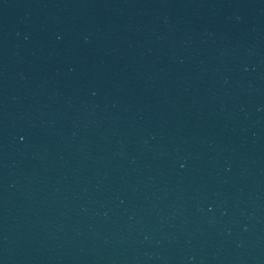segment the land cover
<instances>
[{"label": "water", "instance_id": "water-1", "mask_svg": "<svg viewBox=\"0 0 264 264\" xmlns=\"http://www.w3.org/2000/svg\"><path fill=\"white\" fill-rule=\"evenodd\" d=\"M0 264H264V0H0Z\"/></svg>", "mask_w": 264, "mask_h": 264}]
</instances>
